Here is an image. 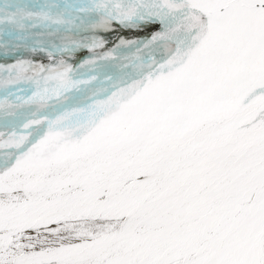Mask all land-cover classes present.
Returning a JSON list of instances; mask_svg holds the SVG:
<instances>
[{
	"label": "snow or ice",
	"instance_id": "6c2138e0",
	"mask_svg": "<svg viewBox=\"0 0 264 264\" xmlns=\"http://www.w3.org/2000/svg\"><path fill=\"white\" fill-rule=\"evenodd\" d=\"M0 264H264V0H0Z\"/></svg>",
	"mask_w": 264,
	"mask_h": 264
},
{
	"label": "rangeland",
	"instance_id": "374dc122",
	"mask_svg": "<svg viewBox=\"0 0 264 264\" xmlns=\"http://www.w3.org/2000/svg\"><path fill=\"white\" fill-rule=\"evenodd\" d=\"M115 38L114 37H109V40L111 41V40H114Z\"/></svg>",
	"mask_w": 264,
	"mask_h": 264
}]
</instances>
